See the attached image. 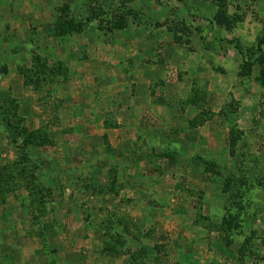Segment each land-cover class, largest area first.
I'll use <instances>...</instances> for the list:
<instances>
[{"label":"rangeland","instance_id":"rangeland-1","mask_svg":"<svg viewBox=\"0 0 264 264\" xmlns=\"http://www.w3.org/2000/svg\"><path fill=\"white\" fill-rule=\"evenodd\" d=\"M260 39L264 0H0V264H264Z\"/></svg>","mask_w":264,"mask_h":264},{"label":"trees","instance_id":"trees-1","mask_svg":"<svg viewBox=\"0 0 264 264\" xmlns=\"http://www.w3.org/2000/svg\"><path fill=\"white\" fill-rule=\"evenodd\" d=\"M262 44H264V39H260L258 41V43H257V51L259 52V56L257 57V60H259V62H260L261 65L264 64V63H262V62H264V53H262ZM235 49L239 53H241L237 43H235ZM244 65L246 67L249 66L247 61L244 62ZM247 71H248V67H247ZM247 71L244 70L242 72V75L241 76H246L247 75ZM259 82H260V85L262 87H264V70H262V73H261L260 78H259Z\"/></svg>","mask_w":264,"mask_h":264}]
</instances>
